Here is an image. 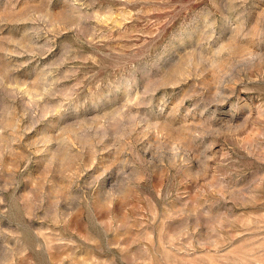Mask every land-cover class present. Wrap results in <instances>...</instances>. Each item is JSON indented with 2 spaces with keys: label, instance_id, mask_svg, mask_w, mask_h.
<instances>
[{
  "label": "rangeland",
  "instance_id": "374dc122",
  "mask_svg": "<svg viewBox=\"0 0 264 264\" xmlns=\"http://www.w3.org/2000/svg\"><path fill=\"white\" fill-rule=\"evenodd\" d=\"M0 264H264V0H0Z\"/></svg>",
  "mask_w": 264,
  "mask_h": 264
}]
</instances>
